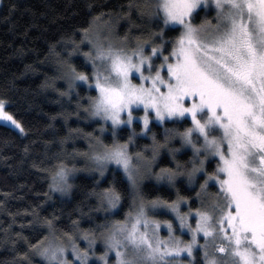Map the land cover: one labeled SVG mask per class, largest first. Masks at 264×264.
<instances>
[{"label": "snow or ice", "instance_id": "1", "mask_svg": "<svg viewBox=\"0 0 264 264\" xmlns=\"http://www.w3.org/2000/svg\"><path fill=\"white\" fill-rule=\"evenodd\" d=\"M137 7L164 27L176 26L179 35L167 55L163 28L129 48L110 35L102 37L98 27L90 26L82 30L79 43L70 41L69 58L57 61L58 76L42 85L58 91L55 80H64L69 91L60 92L61 96L69 95L78 82L94 90L84 111L88 118L104 122L101 136L110 122L113 136L106 144L100 136L72 130L89 140L88 152L75 153L85 158L86 166L57 165L50 172L49 190L70 194V181L78 171L98 172L103 178L110 165L122 170L132 191L133 210L124 220L106 219L100 226L105 251L97 259L102 264H109L111 253L115 254L113 264H184L180 258L184 254L193 257L197 247L203 264H264V0H148ZM209 7L216 10L217 24L209 27L205 20L195 26L194 15ZM157 36L159 44L153 39ZM85 42L90 48L82 55L91 64L90 72L78 71L70 62ZM6 103L0 99V120L23 133L21 123L5 110ZM81 107L78 102L77 109ZM137 110L143 115H137ZM185 117H190L191 126L183 131L165 127L163 142L151 134L152 120L163 125ZM137 120L143 125L141 131L151 134V144L131 153L129 146L137 136L132 125ZM121 125L132 128L124 143L116 138ZM176 140L180 148L172 146ZM186 147L192 149V157L181 163L176 156ZM165 150L176 161L175 167L154 171ZM212 158L215 168L209 172L206 165ZM180 177L198 186V207L180 195L176 188ZM145 179L176 189V199H145L141 192ZM115 181V172L108 188H99L97 181L99 190L90 193L97 199V211L119 207L121 195ZM210 185L215 192L209 191ZM182 205H188L187 211L181 210ZM158 209L168 210L173 219L155 218ZM45 223L49 236L33 247L47 264H89L98 239L94 232L81 230L74 221L76 236L65 233L66 240H61L52 222ZM162 228L167 237H161ZM177 230L186 231L190 239L176 235ZM77 239L86 241L87 247L82 249ZM69 252L73 261L67 259Z\"/></svg>", "mask_w": 264, "mask_h": 264}, {"label": "trees", "instance_id": "2", "mask_svg": "<svg viewBox=\"0 0 264 264\" xmlns=\"http://www.w3.org/2000/svg\"><path fill=\"white\" fill-rule=\"evenodd\" d=\"M147 2L2 0L0 99L7 101V110L22 124L25 131L21 133L0 123V264H46L33 247L49 236L45 220L52 222L55 234L61 240H66L65 233L76 236L74 221L81 230L96 232L99 237L103 231L100 226L105 224L106 219L123 220L129 212L131 188L122 170L116 167H111L102 179L87 171L76 172L71 179L73 187L68 195L49 190L50 172L57 165L64 163L78 169L86 166L85 158L75 153L88 152L89 140L72 130L79 129L83 133L101 137L100 126L103 122L97 118H88V113L84 111L88 105L87 97L96 94L94 90L77 83L76 89L69 92V95L61 96L60 92L69 91L64 80H55L58 91L42 85L46 80L51 81L58 76L57 61L69 58L73 48L70 41L79 43L83 36L82 30L89 29L94 20L95 24L105 21L107 25H112V30L120 37H126L129 31L132 36L126 38L130 42L147 38L151 32L147 20L149 18L142 15L140 7H137ZM151 21L154 25L155 19ZM157 21V26H154L158 31L164 29V40L170 42L179 35L176 27H163L162 21ZM141 22L148 29H142L139 26ZM70 62L78 71H91V65L81 54H72ZM78 102L83 107L77 109ZM173 125L183 131L189 127L190 121L168 120L164 125L152 122L151 134L163 142V129ZM133 128L139 130L141 124L136 122ZM130 133L129 127L118 129L119 140H125ZM102 137L105 142L111 141L110 133H104ZM145 141H149L147 136L137 137L138 149H141ZM173 146L179 148V140L174 141ZM132 148L137 146L134 144ZM191 157L189 149L180 151L176 159L183 163ZM214 165L215 160H209L206 166L209 172L213 171ZM173 166L171 156L165 150L157 160L155 171ZM114 172V183L121 195V203L118 208L110 210L114 213L110 215L109 211L96 210L97 199L90 193L93 189L108 188L113 183ZM176 188L181 196L191 200L192 207L198 206L195 186L187 187L180 180ZM210 189L216 191L212 186ZM141 192L147 200L157 197L169 201L176 199V189L172 190L169 185L151 179L141 185ZM195 264H203L200 253Z\"/></svg>", "mask_w": 264, "mask_h": 264}, {"label": "rangeland", "instance_id": "3", "mask_svg": "<svg viewBox=\"0 0 264 264\" xmlns=\"http://www.w3.org/2000/svg\"><path fill=\"white\" fill-rule=\"evenodd\" d=\"M1 2H2V0H0V5H1ZM199 11H202V12H199ZM198 13V15L196 16V14ZM195 15H194V18H193V20H192V23L195 25V26H200V25H202V24H204V22H205V20H207V21H209L210 22V25H209V27H211V26H215L216 24H217V19H216V10H215V8L214 7H209V8H201L200 10H198V12H197ZM148 20V22L150 23V25H148L149 27H150V30H151V32L153 31H155V32H159L158 30H157V28L154 26V25H156L157 26V20L155 19V21H154V25L152 24V21L150 20V19H147ZM162 25H163V23H162ZM93 27H98L99 28V30H100V34H101V36L102 37H109V35H110V38H112V39H114L117 43H124V44H126L129 48H132V47H135V45H136V42L137 41H129L128 39H125L126 37H131L132 36V34H130V32L128 31L127 33H126V37H120L118 34H116L113 30H112V28H113V26L112 25H107L106 23H105V21H103V22H99V23H96L95 24V26H94V24L92 25ZM139 26H141V28L142 29H144V27H146L147 28V25L146 24H144V22L142 23H140L139 24ZM109 27H110V29H111V34L109 33ZM163 27H164V25H163ZM167 27H176V26H173V25H169V26H167ZM148 29V28H147ZM157 30V31H156ZM178 36V35H177ZM158 37V39H154V41H155V43H157V44H159L160 42H161V38L159 39V36H157ZM156 37V38H157ZM175 38V37H174ZM164 40V39H163ZM165 41V44H164V47H165V52H164V54L165 55H167L168 54V50H170V47H171V43H172V41H170V42H168L166 39L164 40ZM82 47H81V53L80 52H78V53H76L77 55L78 54H81L82 55V53L83 52H87V51H89V48H90V46L87 44V42H85L84 44H82L81 45ZM150 47H151V45L149 44V45H146V47H145V51L146 52H149L150 51ZM82 56H84V55H82ZM155 59V58H154ZM158 62V61H157ZM90 64V63H89ZM91 65V64H90ZM136 82H139V81H136ZM80 85H82V86H86V87H88L87 85H85V84H83L82 82H78ZM5 110L6 111H8L7 110V108H6V106H5ZM9 112V111H8ZM10 113V112H9ZM137 115H143V112H142V110H137V113H136ZM15 118V117H14ZM16 119V118H15ZM94 119H96V118H94ZM98 120H99V118H97ZM186 120V119H189V121H190V125H189V127L191 126V120H190V117H185V118H181V119H179V120ZM100 121H102V120H100ZM168 120H166L165 121V123L167 122ZM176 121H178V120H176ZM103 122V121H102ZM136 122H138V123H140L141 124V128L139 129V130H135L136 131V133H137V136L134 138V143L133 144H131L130 146H129V151L131 152V153H135V152H137V151H143V149H144V146L145 145H148V144H151V134H149V135H145L141 130H142V127H143V125H142V123L139 121V120H137V121H134V123H133V125H132V128L134 127V124L136 123ZM152 122H156V123H158V124H160V122L159 121H156V120H152L151 121V123ZM0 123H2V124H5V125H7V126H10V127H12V128H14L15 130H17V131H19L20 132V130L19 129H17L15 126H13V125H11L9 122H6V121H2V120H0ZM104 123V122H103ZM151 123H150V125H151ZM164 123V124H165ZM163 124V125H164ZM22 125V124H21ZM150 125H149V127H150ZM160 125H162V124H160ZM170 125H172V124H170ZM122 127H129V126H127V125H121L119 128H117L116 129V138L117 139H119V135H118V129H120V128H122ZM171 128H172V126H170ZM173 127H177V126H174L173 125ZM130 128V127H129ZM132 128H130V131H132ZM169 128V127H168ZM178 128V127H177ZM165 129V128H164ZM164 129H163V131H164ZM24 133V132H23ZM101 133V132H100ZM105 134H111V141L110 142H105V140H104V138L101 136V139L106 143V144H110L111 142H112V139H113V136H112V131L110 130V122H109V126H108V129L104 132ZM104 133H103V135H104ZM131 134V133H130ZM138 136H142V137H148L149 138V141H145L142 145H141V149H138V143H137V137ZM163 138H164V133H163ZM127 140H128V136L126 137V139L125 140H119L121 143H124V142H127ZM136 145L137 146V148H132V146L133 145ZM173 146V145H172ZM180 148V147H179ZM189 149H190V151L192 152V149L190 148V147H186V148H182L181 149V151L182 150H188L189 151ZM178 153H180V152H178ZM177 153V154H178ZM148 153H145V155H147ZM212 159H214V158H212ZM209 160H211V159H209ZM215 160V159H214ZM171 161H172V163H173V168L175 167V164H176V161H173L172 160V158H171ZM209 162V161H208ZM208 162H207V164H208ZM156 166H157V163H156V165L154 166V171H155V168H156ZM207 166V165H206ZM111 167H116L115 165H110L109 166V170L110 169H112ZM117 168V167H116ZM214 168H215V165H214ZM214 168H213V170H214ZM109 170L105 173V175L109 172ZM87 173H89L90 175H95L97 178H99V179H102L101 177H100V175H99V173L98 172H88L87 171ZM200 177H203V174H201V176ZM127 179V178H126ZM147 179H145L143 182H142V185H143V183L146 181ZM151 180H153L154 182H156V183H158L155 179H151ZM180 180H183L184 182H185V184L187 185V187H190V186H195V188H196V190L198 191V186L197 185H189L188 183H187V181H186V179L184 178V177H180L177 181H176V185L178 184V182L180 181ZM71 182V181H70ZM199 182H202V179L200 180L199 179ZM211 186V185H210ZM172 190H174V188H172ZM209 191L210 192H215V191H213V190H211L210 189V187H209ZM53 192H55L56 194H61L60 192H56V191H53ZM143 194V193H142ZM62 195V194H61ZM197 199V198H196ZM175 200V199H174ZM188 202H189V204H191V200L190 199H188ZM197 202H198V206H199V200L197 199ZM197 206V207H198ZM187 208H188V205H182V211H187ZM133 210V195H132V191H131V203H130V210H129V212H131ZM128 212V213H129ZM127 213V214H128ZM108 214H114V213H111L110 211H109V213ZM166 214H168V215H166ZM127 216V215H126ZM126 216L124 217V219L126 218ZM154 216H155V218H157V219H161V220H163L165 217H166V219H173V216H172V214L170 213V212H168V210H166V209H158V210H156V212L154 213ZM123 219V220H124ZM109 220H114L113 218L112 219H109ZM116 220V219H115ZM95 234H96V232H94ZM160 235H161V237L163 238V237H167V230L165 229V228H162L161 229V232H160ZM176 235H178V236H181V238L182 239H184V240H189L190 239V235L185 231V232H183V233H181L179 230H177V232H176ZM98 237V236H97ZM201 243H203V238H201V241H200ZM77 243H78V245L83 249V248H86L87 247V242L86 241H84L83 239H77ZM99 246H100V248H99ZM99 248V250L97 251V249ZM94 251H95V256H91V258H90V260H89V264H102V262L101 261H99L98 259H97V257L98 256H100V255H102L103 254V252L105 251V246H104V244H103V242L99 239V237H98V239H97V242H96V245H95V249H94ZM200 253V255H201V258H202V261H203V254H202V251L200 250V248L199 247H197L196 249H194V252H193V257H187V255L186 254H184L180 259L181 260H183L184 261V264H195V262H196V258H197V255ZM90 255H91V252H90ZM67 259L69 260V261H73L74 260V257L72 256V254H71V252H69L68 254H67ZM114 260H115V254L114 253H111V254H109V257H108V261H109V264H113V262H114ZM45 261V263L47 264V261L46 260H44ZM95 262V263H94Z\"/></svg>", "mask_w": 264, "mask_h": 264}]
</instances>
